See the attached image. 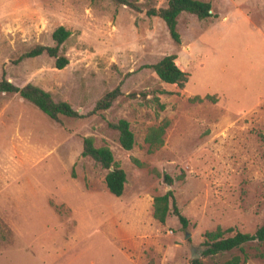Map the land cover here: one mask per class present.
Instances as JSON below:
<instances>
[{
    "label": "rangeland",
    "instance_id": "obj_1",
    "mask_svg": "<svg viewBox=\"0 0 264 264\" xmlns=\"http://www.w3.org/2000/svg\"><path fill=\"white\" fill-rule=\"evenodd\" d=\"M132 1L141 11L112 0H0V77L37 85L80 114L52 120L0 93V264H189L194 255L264 264L257 241L200 255L204 231L251 233L264 220V0H204L212 16L180 13L178 43L144 13L166 0ZM58 25L69 30L63 67L45 53L18 59L53 45ZM166 54L186 73L182 86L150 67ZM115 87L120 95L92 111ZM119 118L133 134L129 150L111 126ZM165 120L162 143L149 147L147 128ZM84 136L123 169L119 196L106 189V170L80 155ZM166 190L185 228L170 211L162 223L152 217V198Z\"/></svg>",
    "mask_w": 264,
    "mask_h": 264
},
{
    "label": "trees",
    "instance_id": "obj_2",
    "mask_svg": "<svg viewBox=\"0 0 264 264\" xmlns=\"http://www.w3.org/2000/svg\"><path fill=\"white\" fill-rule=\"evenodd\" d=\"M115 4L126 5L135 11H141V7L132 0H112ZM193 14L196 18L202 19L212 16L210 12V4L204 0H166L163 6H149L144 9L147 16H157L160 18L168 32L169 37L176 43L179 42V35L176 30L177 16L182 13ZM69 35V30L62 25L56 26L52 32L51 37L53 45L45 46L35 44L28 50L24 51L18 56V59L23 57H32L45 53L54 58V66L56 68L63 67L67 59L64 55L59 53L61 43ZM175 56L173 54H166L160 57L157 61L150 65L157 78L165 83H174L182 86L186 80V73L182 71L174 62ZM0 93L17 94L23 100L34 105L38 110L44 113L52 120H57L59 116L79 117L80 114L73 109L66 101H54L48 91L43 90L37 85L26 83L22 86H16L8 81L3 76L0 77ZM120 95L118 87H115L105 92L98 98L92 108V111L106 109L111 102ZM210 96L206 95L205 98ZM157 109H162L163 104L158 102L156 97L153 98ZM194 99H200L194 97ZM168 121H163L155 127L147 128L144 141L149 147L157 146L162 143V135ZM111 126L117 130V141L121 148L129 150L134 142L133 134L129 128V123L124 118H119ZM81 156H89L106 172L103 176V181L106 189L114 196H119L123 190L125 182V173L118 163L113 159L111 150L106 145L96 146L93 143L91 136L82 137L81 141ZM162 180L166 185L171 184V177L163 173ZM170 211L180 227L185 228L188 225V219L179 211L172 191L166 190L160 195L152 198V217L158 222L162 223L165 220L166 214ZM231 228L222 229L216 226L212 230L203 232V249L200 255H213L219 252L228 251L233 248L241 249L245 243L257 241L264 242V220L251 233L235 231L231 235H224L229 232ZM4 225L0 222V240L4 239ZM238 256H232L231 259L225 261L223 264H238ZM189 264H202L199 258H191Z\"/></svg>",
    "mask_w": 264,
    "mask_h": 264
},
{
    "label": "water",
    "instance_id": "obj_3",
    "mask_svg": "<svg viewBox=\"0 0 264 264\" xmlns=\"http://www.w3.org/2000/svg\"><path fill=\"white\" fill-rule=\"evenodd\" d=\"M196 256L194 255V258H195Z\"/></svg>",
    "mask_w": 264,
    "mask_h": 264
}]
</instances>
